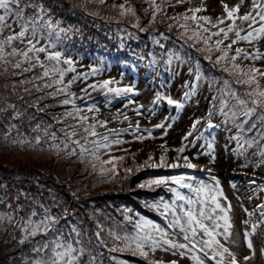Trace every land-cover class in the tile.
I'll return each mask as SVG.
<instances>
[{
	"label": "rangeland",
	"instance_id": "374dc122",
	"mask_svg": "<svg viewBox=\"0 0 264 264\" xmlns=\"http://www.w3.org/2000/svg\"><path fill=\"white\" fill-rule=\"evenodd\" d=\"M23 2L26 0H22ZM240 2L241 0H184L183 3H177V0H155L158 7H149L147 0H104L103 4L98 0H33V3L45 9L47 16L59 29H63L58 37L55 32H41V45L51 40L56 44V48L52 50H60L65 57H71L75 61L73 67L76 72L67 73L63 83L68 84L73 76L88 72L91 67L103 70L100 72L101 76H90L86 81L77 80L66 93L53 98L47 93L54 91L55 86L37 91L35 85H42L43 80L20 83L23 80L32 81L34 75L41 73L39 67L31 72L14 75L20 69L13 68L11 64H0V108L8 109L0 112V264H25L26 260L30 262L36 242L55 235H38L29 238L24 244L19 243L24 235L21 231L24 220L35 212L32 220L38 221L46 211L59 218L56 227L64 233L65 239L69 238L73 227L80 233L79 236L71 233L73 246L85 250L80 264H90L93 259L95 264H115L117 260L124 264H148V260L129 251L109 252L108 248L113 245L109 231L130 233L131 222L134 225V222L147 221L171 233L160 224L159 213L161 214L162 209H154L149 215L141 214L138 218H133L132 212H141L136 200L141 193L140 199L146 201L155 199L156 190L160 191L161 196L164 195L169 203L174 198V193L168 189L178 186L168 183L140 188L139 185L153 179L181 175L198 177L207 184L205 180L212 179L209 175L203 178L201 174L209 172L219 179L216 180L223 193V197H218L219 202L222 205L231 204L233 232L240 237L239 247L233 250L238 253L239 259L250 254L243 240V233L247 231L255 250V257L250 264H264V256L261 255L264 251V225H260L255 231L252 228V224H259L262 219L260 212L256 210L257 206L264 205V139L260 136L264 132V125L258 120L259 111L252 117H244L236 100L226 90L230 88L242 92L244 86L235 84L234 81L226 86L224 81H231L232 77L221 71L220 66L214 67L205 59L209 53L188 47L192 41H186V35H191L192 30L197 28L196 22L187 21L185 26L189 31L184 38L180 36L184 32V27H181L184 14L191 16L188 9L202 7L204 10L197 13V16H207L215 22L218 17L226 16L223 5L231 8ZM121 4H125L124 16L119 14ZM251 6L252 0H243V6L237 15H243ZM128 7L134 9V14L127 12ZM152 11L157 12L154 21L151 19ZM0 14H3L2 10ZM25 14L33 15L34 9H26ZM172 17L178 19H169ZM137 22L139 27H133ZM199 23L204 25L203 21ZM229 23L231 21L226 20L220 27H226ZM169 24L172 25L171 29ZM242 27L247 29V22ZM141 28L146 30L141 31ZM216 30L218 29H212ZM19 31V26L13 24V28H6L0 38ZM232 35L233 33L229 34V39L224 40L221 48L231 43L235 38ZM217 39H223L222 34L220 37H212L209 45L214 47ZM247 44L249 43L238 41L234 45L248 49ZM250 45L255 47L252 52L258 49L264 53V38ZM13 46L24 48V44L18 41ZM201 46L202 39L196 47ZM6 51L10 52L11 48ZM172 54L179 56L183 63L173 60L169 64ZM220 54L213 51L212 59L215 60ZM40 59L44 60V53L40 54ZM236 64L242 69L251 66L264 69V59H238ZM190 69L193 70L192 73ZM130 70L137 73V78L126 80L131 77ZM197 70L201 76L199 80L193 74ZM125 71L128 72L127 77L122 80L119 73ZM105 79L119 81V84L110 87L132 86L136 94L115 99L110 96L112 102L106 105L103 90L93 91L89 88L90 95L81 91L88 85L101 83ZM257 80L264 85V77L258 76ZM189 82L196 84L194 92L188 86ZM185 92L192 94L185 98ZM157 93L166 99L154 104ZM72 94L83 97L75 99V106L84 109L80 115L88 117L84 122L85 126L95 125L97 135L88 136L89 141L101 140L103 135H108L109 142L120 141L119 144L101 148L95 158L86 153L83 162L78 148L75 149L77 155H69L67 151L57 154L50 149L49 143L44 142L49 139L44 137L45 127H48L50 133L57 134L58 140L51 143H59L64 139L61 129H68L69 124H77L79 117L73 119L62 115L70 111L73 105H62L60 101L65 95ZM128 98L135 103L126 107ZM167 98L181 103L182 107L177 109L175 105H168ZM9 105L14 108H9ZM87 106H94L99 111L88 112ZM138 106H142L141 115H137L135 111ZM233 112L235 116L232 115ZM17 113L20 114L19 118L12 119ZM125 116L128 117L127 120L124 119ZM58 119L61 122L58 123ZM101 121L106 122L104 126H101ZM196 121L199 123L193 128ZM209 122L217 127L207 129ZM253 122L257 123V128L249 131ZM162 123L167 128L166 135L165 128L156 127ZM38 125L41 130L34 131ZM189 132L191 135H188ZM78 133L74 139L87 135L82 128L78 129ZM37 136L43 137L41 144H36ZM185 136L188 137L187 140H184ZM20 140H26L27 143L21 144ZM81 143L88 148L93 146L84 140ZM209 143L212 145L210 149ZM184 146L186 150L183 153L175 151ZM72 148L75 146L69 144V149ZM161 155H165L167 163L180 165L185 163L186 156L196 167H148L145 164V161L159 163ZM150 156L153 158L151 161ZM128 168L133 171L127 172ZM184 170L190 174H186ZM253 180L255 183H250ZM214 183L215 181L209 184ZM148 191L152 193L148 195L150 198L146 197ZM203 195L200 194L198 199ZM224 197L227 198L226 201ZM212 206L208 202L205 210ZM181 207L187 210L188 205L181 201L180 205L172 206V211L181 215ZM191 207L198 210L199 204L193 203ZM246 220L249 221L247 226L244 224ZM175 230L179 232L178 228ZM98 231L107 246L97 241L95 234ZM77 239L80 244L75 243ZM190 255L189 252L181 258L179 253L173 255L172 250L157 249L154 253H149L148 259L163 261L164 264H170L173 260L178 261V264H195L189 258Z\"/></svg>",
	"mask_w": 264,
	"mask_h": 264
},
{
	"label": "snow or ice",
	"instance_id": "6c2138e0",
	"mask_svg": "<svg viewBox=\"0 0 264 264\" xmlns=\"http://www.w3.org/2000/svg\"><path fill=\"white\" fill-rule=\"evenodd\" d=\"M100 4L104 3V0H98ZM149 7H158L155 4V0H147ZM166 2V0H165ZM184 0H177V3H183ZM243 6V0L234 7L229 8L227 5H223L224 12L226 16L223 18H217L213 22L207 16H197V13L201 12L202 7L190 8L187 11L191 13V16L184 14L181 27H184V32L180 33L182 38L185 37L189 29L185 26L187 21L191 20L196 22L197 28L192 30L191 35H186V41H192L188 44V47L194 48L198 52H206L209 55L205 56V59L209 60L214 67L220 66V70L228 73L232 77V80H225L224 83L226 86L230 85L233 81L235 84L244 86V90L237 91L234 89L227 88V94L230 95L233 99L236 100L237 105L239 106L240 111H242L244 117L249 118L255 115L259 111L258 120L261 125H264V85H261L257 77H264V69L257 68L255 66L248 67L247 69H242L236 61L241 60H251L256 61L264 59V53H261L258 49L253 52L245 51L242 48H236L235 54L229 56V50L234 44H237L238 41H245L249 44L254 41H258L261 38H264V0H252V6L243 15H237L240 12L241 7ZM120 16H124L125 13V4L120 6ZM34 9L33 15H26V9ZM0 10L3 14H0V36H2L4 30L12 29L13 24L18 25L20 28L19 32H14L6 37L0 38V64L11 66L15 69H20L19 73H13L14 75H19L24 72H31L33 69L39 67L42 71L41 73L34 75L32 81L23 80L20 83H30L34 81L43 80L42 85H35L37 91H40L42 88H53L55 90L47 93V95L55 98L59 94H64L67 92V89L71 86L72 83H75L77 80L86 81L90 76H95L100 74L102 71L99 67H91L90 71L84 73H78L73 76L72 80L68 84H64V77L69 72H76V69L73 67L75 61L71 57H65V54L60 50H52L56 48V44L51 40L47 44L41 45V39H43L41 32L47 31L50 34L55 32L57 37L59 32L63 29H59L58 25L54 24L50 17L47 16V12L43 7L38 4L33 3V0H26L22 3V0H0ZM147 12V9H145ZM128 13L134 14V9L131 7L127 8ZM157 15L156 11L151 12L152 21L155 20ZM177 20L178 18H169ZM138 20V18H137ZM231 21L227 24L226 27H220L224 25L225 21ZM237 20L241 23L237 24ZM11 21V22H9ZM203 21L204 26L199 23ZM245 22H247V29L242 27ZM256 25H259L256 27ZM133 27H139L138 22L133 24ZM168 27L171 29L172 25L169 24ZM212 29H218L212 31ZM141 31L146 29L141 28ZM244 32L246 34L242 35ZM234 33L235 38L231 40L226 47L221 48L220 45L223 44L224 40L229 39V34ZM206 34V35H205ZM222 34L223 39H217L215 41V46L209 45V41L212 37H220ZM201 47H196L197 44L201 43ZM20 42L24 44V48H17L14 45V42ZM26 41V43H25ZM8 48H11V51H6ZM219 52L220 55L216 56L215 60L212 59L211 53ZM44 53V60L40 59V54ZM11 58V59H9ZM173 60L180 61L183 63L181 58L176 54H172L169 57V64ZM27 66H24V65ZM62 65H67L63 67ZM6 70V69H5ZM190 69V73H192ZM196 76V79H201L198 70L193 73ZM44 78H48L45 80ZM119 84V81L114 79H107L98 84H90L86 88L81 89L85 95H90L88 89L91 88L93 91L100 89L103 90L106 105L111 104L112 99L115 98H124L129 97V94L135 95L134 89L132 86L125 87H110V85ZM188 86L194 92L196 89V84L188 83ZM25 91H28L25 89ZM192 92H185V98L190 97ZM111 96L112 99H109ZM83 99V97H76L75 94L65 95V98L60 101L62 105H73L70 111L63 113V117H71L76 119L79 117L77 124H69L68 129H61L64 134V139L60 140L59 143H51L58 140L57 134L55 132H49L48 127L43 129L44 137H48L45 143H49L50 149L59 154L61 151H67L69 155H77L76 148L79 149V155L81 157V162H83V157L86 153L91 154L94 158L96 153L100 151L101 148H108L110 144H119L120 141H111L109 142L108 135H103L101 140H88V136L95 137L97 135L95 131V125L85 126L84 122L88 120L86 115H80L84 109L75 106V99ZM166 97L157 93V100L153 103H157L160 100H164ZM135 101L131 98L127 99L126 107L128 105L134 104ZM168 105H175L177 109L181 108V103L174 101L171 98H167ZM9 108H14L13 105H9ZM140 108L138 106L135 111L137 115H141ZM8 109L0 108V112H6ZM87 111H99L95 109L94 106H87ZM19 113L12 117V119L19 118ZM227 116V113H225ZM235 116V112L232 113ZM94 119V118H93ZM125 120L128 119L127 116L124 117ZM211 119V114L209 115V120ZM167 120V118H166ZM57 122H61L59 119ZM247 120L244 121L246 123ZM106 122L101 121V126H104ZM199 121H196L193 124V128ZM15 127V125H11ZM158 128H165V135L167 134V128L165 124L157 125ZM170 127V125H168ZM217 125H213L211 122L208 123L207 129H213ZM82 128L83 132L87 135L82 136L81 139H74L79 133L78 129ZM257 128V123L253 122L251 128ZM40 126L38 125L34 131L39 132ZM137 131L139 130V125L137 124ZM188 135H191L189 132ZM261 139H264V132L260 133ZM187 136L184 137V140H187ZM43 137H36V144H41ZM81 140H84L86 143L93 145L91 148L85 146L81 143ZM103 141V143L101 142ZM16 142V141H14ZM19 143H27L26 140H20ZM195 143V141L193 142ZM69 144L75 146V148L69 149ZM251 146V144H249ZM164 147V146H162ZM212 145L209 143L208 148L210 149ZM186 150V146L180 147L175 151L177 153H183ZM167 149L165 148V152ZM153 158L150 156L149 161ZM179 156L177 157V160ZM214 159V157H213ZM185 163L180 165L179 163H167L165 155H161L159 158V163H149L145 161V164L148 167H186L194 168L196 167L189 162L188 157H184ZM264 162V161H262ZM246 166V165H245ZM258 166V165H257ZM127 172H132V168L126 169ZM210 178L215 181L214 184H205L204 181H198V187H193L191 183L187 181L194 180L193 176H172L167 179H153L146 184H140V188L149 187L153 185L161 186L167 185L169 181L172 184L177 185L179 188H187L191 191H194L198 194H204L201 199L197 201H192L185 196L181 195L177 188H169L168 190L174 193L175 199L172 201L171 205L169 203L163 202V197L159 201H156L151 204H146V207L153 208L156 210L163 209L161 213L164 216L171 214L172 219L168 223V227L173 229L171 233L166 232L164 229H161L155 225L149 224L147 221H140L135 223V231L133 233H123L120 234L116 231L110 230L109 236L112 238L113 245L108 248L109 252H124L129 251L133 255H139L140 257L148 260V264H164L163 261L149 260V253H154L157 249H162L164 251L172 250L173 255L179 253L181 258H183L186 253H191L189 256L195 264H207V261H212L213 264H250V262L255 257V250L253 248V243L249 239V233L245 231L243 233V240L246 244L249 253L244 255L242 259L238 258V253L233 249L239 247L240 237L233 232V223L231 220V204L226 203L222 205L218 197H223V193L220 191L219 181L216 180L214 176ZM250 183H255V181H250ZM264 190V189H262ZM225 201L227 200L224 197ZM176 201H184L188 205L187 210L183 207L179 209L181 215H178L175 211H172V206L175 205ZM210 202L213 206L207 211L205 210V205ZM193 203L199 204L198 210H193L191 207ZM257 211L260 212L262 219L259 224H252V228L255 231L260 225H264V205L257 206ZM36 213L33 212L31 215L24 220L21 231L24 233L23 238L19 240L20 244H24L29 238H35L38 235L47 237L49 233L55 234L53 237L44 239L42 241H37L36 246L32 248L33 257L30 262L25 261V264H80L81 257L85 254V250L73 246V241L71 238V233H76L79 236L78 230L73 227L69 238L65 239L64 233L56 227L59 223V218L52 216L47 211L44 216L38 220L33 221L32 216H35ZM253 215V213H249ZM249 221H244L245 226H247ZM99 227V226H98ZM179 229V233L182 234V240L178 236V233L175 229ZM100 231H103L101 229ZM100 231L95 235L97 241L100 244L107 246L105 241L101 238ZM202 234V235H198ZM119 242V243H116ZM76 244L81 242L77 239ZM198 253L202 255H198ZM261 255L264 256V251L261 252ZM114 259V258H113ZM90 264H95L94 259L90 261ZM115 264H124L123 261H115ZM170 264H178V261L173 260Z\"/></svg>",
	"mask_w": 264,
	"mask_h": 264
},
{
	"label": "trees",
	"instance_id": "16d2710c",
	"mask_svg": "<svg viewBox=\"0 0 264 264\" xmlns=\"http://www.w3.org/2000/svg\"><path fill=\"white\" fill-rule=\"evenodd\" d=\"M240 23L241 22L239 21V24L238 25H240ZM244 24L241 25V26H244ZM241 34L244 35L246 33L242 32ZM232 36L234 37V33H233ZM247 46H248V49L247 48L240 47V46L233 45L232 48L229 50V55L235 54V49L236 48H242V49H245V51H248V52H252V50L255 49L254 46H251V45L249 46V44H247ZM224 47H225V45H224ZM224 47H222V48H224ZM200 74H201V71H200ZM150 193H151L150 191L147 192V195H146L147 198H150L151 197V196H148ZM141 195H142V193H141ZM141 195H140V197H138L136 199L138 201L139 206H140L141 212H139V213L138 212H135V213L132 212L133 218H136V217L138 218V217H140L141 214L149 215V212H154V209L153 208L146 207V204L154 203V202H156L158 199H160L162 197L160 191H157V190H156V197H155V199H149V200L144 201V199H140L141 198ZM134 223H136V222H134ZM130 230H131V232H134L135 231L134 230V225H133L132 222H131Z\"/></svg>",
	"mask_w": 264,
	"mask_h": 264
},
{
	"label": "bare ground",
	"instance_id": "6f19581e",
	"mask_svg": "<svg viewBox=\"0 0 264 264\" xmlns=\"http://www.w3.org/2000/svg\"><path fill=\"white\" fill-rule=\"evenodd\" d=\"M130 233H133V232H130ZM187 264V263H186Z\"/></svg>",
	"mask_w": 264,
	"mask_h": 264
}]
</instances>
